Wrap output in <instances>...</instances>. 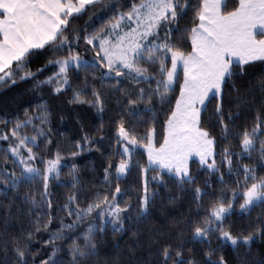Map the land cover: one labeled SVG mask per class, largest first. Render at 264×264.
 <instances>
[{"label": "snow or ice", "instance_id": "1", "mask_svg": "<svg viewBox=\"0 0 264 264\" xmlns=\"http://www.w3.org/2000/svg\"><path fill=\"white\" fill-rule=\"evenodd\" d=\"M85 13L83 27L73 23ZM257 60L264 61V0H233L230 9L228 0H0V86L47 85L52 99L67 93L66 106L88 105L101 119L109 95L119 108L100 183L81 199L73 163L63 203L51 185L65 154L76 158L100 141L87 132L70 147L54 139L43 97L0 117V264H228L225 246L240 264H264L251 257V244L264 240V216L239 231L225 223L237 206L251 215L264 205V70L258 82L249 71ZM97 131L102 141L103 123ZM133 168L140 179L126 189L121 180ZM201 170L215 182H198ZM153 183L174 191L160 196ZM158 196L163 219L153 214ZM184 197L188 213L170 227L164 202ZM149 217L160 227H143ZM109 230L128 234L123 247L104 251ZM41 233L47 239L38 240ZM33 241L42 248L34 251ZM191 241L204 247L186 252Z\"/></svg>", "mask_w": 264, "mask_h": 264}, {"label": "trees", "instance_id": "2", "mask_svg": "<svg viewBox=\"0 0 264 264\" xmlns=\"http://www.w3.org/2000/svg\"><path fill=\"white\" fill-rule=\"evenodd\" d=\"M233 0H228V7L231 8ZM88 19V13L84 14V17L78 21H74V24H78L81 27L84 26L85 20ZM183 24V22H181ZM90 55V54H86ZM46 57H41L39 59L33 60L30 67L35 70L36 67H39ZM261 70H264V61H253L250 65L249 71L253 73L252 78L258 82V78L261 75ZM51 69L48 72H45L43 75H40L38 79H43L44 76L49 75ZM32 81L27 82H17L15 85H5L0 86V117H4L5 113L15 115L18 111L22 114L23 108L29 107L30 104H38L40 98L43 97L48 100L50 106L53 109L54 116L52 120L51 127L53 128L52 136L54 139L63 141L65 147H70V142L79 140L84 132H87L95 140L100 141L96 147H91L88 151L82 152L78 157L71 158L65 154L64 163L67 165L62 168L60 180H54L51 185V190L54 195V202L63 203L66 196L69 194V189L71 188V178L68 175L69 169L73 163H76L79 167V175L81 179V184L84 186L81 190V199L86 192H88L93 184L100 183V177L103 176V168L107 163L109 155L113 151L114 141L111 140V137L114 134V128L112 127L113 117L115 112L119 111V108L116 106V97L114 95H109L107 98L106 111L103 113V117L96 113V111L90 108L88 105H82L80 107L66 106L65 102L67 100L68 94L65 93L63 96L58 97L57 99H52L49 95L50 88L45 85L41 90H32ZM97 86L99 87V81H97ZM127 81L121 84V87H129ZM27 101L28 103H25ZM63 114L64 119H60V115ZM163 119V114H161V121ZM103 123V140L101 141V133L97 131ZM2 127V126H0ZM83 129V132L81 131ZM162 128L158 130V135L162 138ZM63 133V135H60ZM2 143V142H0ZM232 147L234 151L238 149L235 147L237 141H232ZM225 146V141L221 140L217 148V152H220ZM96 148H100V151H97ZM142 149L137 150L135 159H140V153ZM114 160H118V156L113 157ZM219 160V157H217ZM193 169H197V165H193ZM149 177L153 173L148 174ZM218 175V174H217ZM139 173L138 169L133 168L132 171L127 174L121 180L122 187L126 189L134 188L139 182ZM205 179H210L213 182L216 180V176L209 177L207 173L203 170L199 171L198 182H202ZM235 179V177H233ZM153 188H159L160 196L171 194V191H174V186L170 185V189L166 190L163 186H158L155 183L152 184ZM217 187L219 185L217 184ZM158 196L155 200V209L154 216L163 219L160 212L161 200ZM125 197H122V199ZM165 203V210L170 213L168 217L169 226L171 227L170 221L173 217L180 218L182 215L188 213V203L187 197L176 201L174 205ZM258 214L264 216V205H257L251 212V215L247 213H241L238 206L232 215L228 217L225 221L226 224H232L236 231H239L242 226L246 225L247 222L251 219L254 220ZM59 220L57 219L53 227H57ZM145 228L156 229L160 227L159 220L154 221L152 217H149V220L143 225ZM47 233H41L39 239H47ZM123 236V238H121ZM128 238V234H117L113 236L111 230L108 231L105 236V240L108 243V248L104 251H115L112 248L114 242H118L121 247L125 245V242ZM34 248H42V244L33 241ZM215 246V241H213ZM204 245L199 244L196 241H191L186 245L187 249L197 251L203 248ZM251 257L253 259H260L264 257V240L257 239L251 244ZM104 251H102L101 256L103 257ZM223 255L228 262V264H240L238 259V253L233 251L231 246H225L223 248ZM242 251V250H241ZM61 258L64 261H67L68 256L66 253L62 254Z\"/></svg>", "mask_w": 264, "mask_h": 264}]
</instances>
